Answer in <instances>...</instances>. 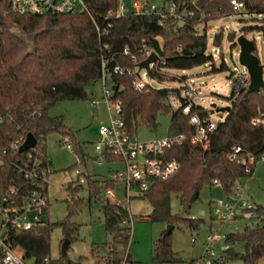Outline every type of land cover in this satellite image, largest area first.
Here are the masks:
<instances>
[{
    "label": "trees",
    "instance_id": "trees-1",
    "mask_svg": "<svg viewBox=\"0 0 264 264\" xmlns=\"http://www.w3.org/2000/svg\"><path fill=\"white\" fill-rule=\"evenodd\" d=\"M165 1L175 3L184 12V20L178 26L174 23L161 25L155 14L130 12L123 16H107L106 12L115 8L117 0H86L94 19L86 11L14 13L9 0H0V115L3 119L0 121V146L33 132L38 140L36 150L43 153L46 165L50 164L47 137L51 133H60L67 137L68 142H72V148L77 147L81 159H87L82 145L76 142L75 133L65 125L63 115H51L49 108L62 99L86 98L87 85L101 80L103 59H111L109 68L115 62L134 65L131 55L124 53L126 46L134 52L144 41L150 42L153 37L161 40L163 59L166 60L161 62L160 71L155 72L158 80H175L171 75L173 71L203 64H212L213 70L226 68L224 58L221 67L215 65L213 51L208 47L207 27L209 20L236 11L231 0ZM244 1L249 12L264 14V0ZM190 11L193 13L190 14ZM96 22L104 31H98ZM200 22L204 23L203 31L197 27ZM258 27L264 36V23ZM229 35L232 36L233 32ZM222 37L220 31L212 40L213 47L218 46L219 51ZM255 53L258 54L257 47ZM109 77L114 82L111 99L121 101L120 116L129 133L136 134L140 124L156 127L158 115L170 113L168 133L185 134L182 143L173 145L167 151V157L176 158L180 168L167 178H154L150 186L138 194L152 205L148 218L173 224L186 222L191 229H198L203 219L174 213L172 195L177 194L187 210L194 192L206 185L216 184V179L226 195H232L237 181L251 176L256 163L264 156V123H253L260 110L264 111V89L249 91L244 88L239 93L232 91L231 96L220 94L223 98L231 99L228 101L231 108L211 132L209 147L204 148L192 141L196 128L190 121V115L184 114L181 107L173 108L168 102L170 89L149 87L136 90L132 75L111 72ZM174 90L181 94L179 87ZM210 110L204 105L195 104L192 113L197 112L204 117L210 116ZM235 144L243 147L241 155L247 150L255 153L256 160L250 164L251 170H247L245 163L229 157ZM15 153L0 167L2 191L13 178H18L11 159L20 157L23 163L28 150H16ZM100 157L111 162L121 160L108 146L95 158L98 160ZM84 175L88 192L86 199L89 202L93 199L102 200L104 224L110 235L104 247L120 256L128 249L132 239L133 216L130 208L117 204L105 193L103 195L102 185L106 189L113 188L117 181L99 178L88 172ZM48 184V181L41 179V186L47 192ZM20 185L21 193L25 194L28 188L22 177ZM67 188L76 193L83 188V182L78 176L67 183ZM83 201L84 197L69 200L67 215L56 222L48 221L46 225L30 229H19L9 224L7 241L21 248L31 264H79L68 257L67 252H61V258L52 257L50 237L55 226L62 229V242L65 237L71 241L78 237L80 223L72 217L76 205ZM256 208L260 214L256 222L246 224L240 231L227 233V239L238 244L225 251L226 259L240 258L241 264H258V260L264 256V206L257 205ZM238 246L241 248L238 249ZM176 255L172 231L163 230L154 241L153 261L157 264H172ZM126 259L129 264H135L129 251ZM118 263L116 258L111 261V264Z\"/></svg>",
    "mask_w": 264,
    "mask_h": 264
},
{
    "label": "rangeland",
    "instance_id": "rangeland-1",
    "mask_svg": "<svg viewBox=\"0 0 264 264\" xmlns=\"http://www.w3.org/2000/svg\"><path fill=\"white\" fill-rule=\"evenodd\" d=\"M151 1L161 4L165 0ZM125 2L129 5L130 0H125ZM263 19V13L249 12L247 9L241 8L222 17L209 20L207 27L208 47L213 51L215 65L221 67L222 58H224L226 68L213 70L212 64H203L191 69L173 71L171 75L175 77V80H158L156 77L147 75L148 82L155 88H168L171 90L183 86L187 79L191 87L199 92L195 97L197 104L204 105L209 109L212 108L213 102L217 103L218 106L229 104V100L221 97L220 94L230 95L233 90L232 81L236 79L240 71H248L247 67L240 62L241 45L237 41L239 35L246 34L248 38L255 39L257 55L261 63L264 64V36L262 30L258 27L263 25ZM197 27L199 31H203L204 23L200 22ZM220 31H222L223 37L219 51L218 46L213 48L212 40L214 35ZM231 32H233L232 36L229 35ZM108 85L110 87L111 82ZM86 89L88 92L86 98L59 100L50 106L49 113L51 115H63L65 125L75 133L76 142L80 146L82 145L87 159L79 157L77 147L69 148L64 142L62 144L60 140L63 136L60 133H51L47 137V153L51 163V173L48 184V215L45 210V218L51 222H56L67 215L69 200L79 197L85 198V201L76 205L72 217L73 220L80 223L78 237L71 241L67 249V256L76 261H78L80 255L84 256L82 263L78 261L79 264H93L92 247L104 246V242L110 239V235L104 224V216L101 210L102 200L93 199L89 202L86 199L88 195L86 182H83V188L76 193L67 188V183L78 178L77 168L84 173L90 169L94 172L111 174L110 166L112 164L120 165V163L107 160L105 162L103 160L104 163L99 165L95 158L97 152L95 142L100 139L99 126L102 123L109 122L111 110L109 104H111L114 112L115 102L111 101L108 104L106 101L102 80L87 85ZM172 107L177 108L174 105ZM225 113V111H215L210 112V116L212 119L220 121L224 118ZM170 118V113H160L156 127L140 124L136 131L137 138L141 141H149L164 137L168 134ZM118 184L120 187L124 186L122 181H119ZM238 185L241 187L239 190H237ZM137 189L133 187L131 192L135 193L138 191ZM102 192L103 195L106 193L105 185H102ZM237 194L251 200L256 205L264 206V158L258 160L251 176L237 181L233 195H226L219 184L206 185L199 191L198 196L190 201L187 210L181 204L179 196L175 193L172 195L171 205L174 213L203 219L198 229H191L186 222L174 224L172 238L173 248L177 255L172 264H191L193 259L201 254L202 242L211 231L222 230L221 232L225 234L231 231H240L246 224L256 222V218L243 217L239 211L240 206H237L233 211V221L224 226L213 219V217L219 215L215 211L219 199H229L232 203H235L238 198ZM116 195L120 196L118 193ZM129 208L132 215H135L132 221V239L128 249L122 255L124 257L128 253L126 251H129L135 264H157L152 258L154 241L163 230L167 229L169 223L147 220L137 216L147 215L152 210V205L145 198L133 196ZM63 237L61 227L55 226L50 237L51 255L54 258H61ZM193 239H197L196 242H193ZM237 248L240 249L241 246ZM241 263L240 258H228L219 264ZM258 264H264V256L258 260Z\"/></svg>",
    "mask_w": 264,
    "mask_h": 264
},
{
    "label": "built area",
    "instance_id": "built-area-1",
    "mask_svg": "<svg viewBox=\"0 0 264 264\" xmlns=\"http://www.w3.org/2000/svg\"><path fill=\"white\" fill-rule=\"evenodd\" d=\"M11 9L14 13H67V12H84L86 11L94 19L93 12L86 0H9ZM234 8L239 10L246 9L247 4L244 0H231ZM130 12L141 14H155L158 16V22L161 25L174 23L178 26L184 20V12L180 11L175 3L164 1L161 4L151 0H130L129 5L125 0H117L115 8H110L106 12L107 16H123ZM190 14L193 11L189 12ZM98 31L104 29L96 22ZM214 48V47H213ZM154 50L152 41H144L140 47L134 52L129 46L124 48V53L131 55L134 65H123L115 62L111 68L108 63L111 59L105 58L102 61V77L104 87V97L108 104L113 101L114 82L110 80V73L129 74L133 77V86L136 90L153 87L147 80L149 72L147 68L139 67V62L144 60ZM163 55L157 61L151 62L150 66L155 72L160 71L161 62H165ZM111 82L109 87L108 83ZM250 83V74L248 71H240L235 80L232 81L233 92L239 93L242 89L248 88ZM154 88V87H153ZM181 94L171 89L167 94V100L171 105L177 108L181 107L182 112L190 115V121L195 126V133L192 135V141L200 144L204 148L210 145V134L218 124V121L211 116H200L199 113H192V109L196 103L195 91L188 80L180 87ZM232 92L230 93V96ZM184 98V100H182ZM231 100V99H229ZM115 111L110 106V120L99 126L100 139L95 142V148L98 154L103 153L105 146L110 147L114 155L121 158L124 167L113 171L111 179L122 181L125 187V200L119 198L113 188H107L105 195L117 204H122L129 209L130 192L133 187L138 188V192L147 189L154 178H167L180 168V162L176 158L167 157V151L173 145L182 143L185 139L184 133L170 134L164 137L152 139L149 141H141L136 134H131L127 130L125 121L120 116L121 101L115 100ZM211 112V110H210ZM3 120L0 115V121ZM253 123H264V111L260 110L259 114L254 117ZM27 135L20 139L11 141L8 145L0 146V167L8 160L16 150H20L21 145L25 141ZM60 142L72 148V142L67 141V137H63ZM38 144V141H37ZM37 144L33 147L26 148L28 150L27 157L21 162L20 157L16 160L11 159V163L15 165L18 178L10 182L5 190H0V245L2 254L0 256V264H31L25 257L24 251L16 246L11 245L6 239V231L9 224L19 229H30L33 227L43 226L49 220L45 218V210L48 215L49 196L48 192L41 186V179L49 182L50 164H44L43 153L36 150ZM240 144L232 146L229 157L232 160H239L247 165V170H251L250 164L256 160L255 153L245 151ZM101 158V157H100ZM264 158V156H262ZM104 159V158H103ZM77 175L81 182H85V173L77 168ZM48 173V175H47ZM26 181L27 192L21 193L20 178ZM216 184H220L219 180H215ZM241 189L238 185L237 190ZM233 195V194H232ZM238 198L235 203L229 199H219L218 206L215 211L219 213L213 219L221 226L228 224L232 220L233 211L240 206V212L245 218H256L260 216L257 205L249 199L237 194ZM133 223V222H132ZM222 230L211 231L203 241L201 254L194 258L191 264H216L226 260L225 251L238 244L237 241L227 239V233ZM128 252V251H126ZM127 253L119 261L118 264H129L127 261Z\"/></svg>",
    "mask_w": 264,
    "mask_h": 264
},
{
    "label": "water",
    "instance_id": "water-1",
    "mask_svg": "<svg viewBox=\"0 0 264 264\" xmlns=\"http://www.w3.org/2000/svg\"><path fill=\"white\" fill-rule=\"evenodd\" d=\"M0 22L2 19L0 17ZM154 50L141 62H139V67L147 68L149 75L154 77L153 69L150 66L151 62L157 61L160 56L164 54L163 47L160 43V40L157 37L151 38ZM238 43L241 45L240 50V62L244 64L248 72L250 74V83L248 86L249 91H260L264 89V64L261 63L259 56L255 53L256 44L255 40L252 38H248L246 34H241L238 36L237 39ZM231 108L230 104H225L218 106L217 103H212L211 112L215 111H225L228 112ZM37 138L33 134V132H29L23 144L21 145L20 149H26L33 147L37 144ZM199 194V191H195L192 195L190 201L195 199ZM173 223H169L166 229V232H171L174 228ZM71 244V239L69 237H65L62 242V252L65 254L67 252L68 247Z\"/></svg>",
    "mask_w": 264,
    "mask_h": 264
},
{
    "label": "crops",
    "instance_id": "crops-1",
    "mask_svg": "<svg viewBox=\"0 0 264 264\" xmlns=\"http://www.w3.org/2000/svg\"><path fill=\"white\" fill-rule=\"evenodd\" d=\"M98 155V152H96V156ZM103 160H104V162H105V159H103V157H101L100 159H96V161H97V163L99 164V165H101L102 163H104L103 162ZM112 162H117V163H120V165H114V164H112L111 166H110V171H111V174H104L103 172H94V171H92V170H90L88 167H87V169H89V171L87 170L86 172H88V173H91V174H96L99 178H102V177H104V178H109V179H111V176H112V173H113V171H115V170H117V169H120V168H122V167H124V162L123 161H121V160H118V161H112ZM50 167H51V163H50ZM51 173V172H50ZM50 173H49V176H50ZM99 173H103V174H99ZM119 183V181L116 183V185H115V187H113V189H114V191H115V193L117 194L118 193V195H120V196H118L119 198H121V199H123L124 201H126L125 200V197H126V195H125V187L122 185V187H120V185L118 184ZM116 190H117V192H116ZM132 191V190H131ZM137 192V193H136ZM135 193H132V192H130V198H129V203H130V200H131V198L133 197V196H138L137 194H139V192L138 191H136ZM139 197V196H138ZM140 198V197H139ZM133 216V218H134V216L135 215H132ZM137 216H140L141 218H143V219H147V220H149V218H148V214L147 215H137ZM231 221H233V220H231ZM212 223H213V221H212ZM196 240L197 239H193V242H196ZM202 244H203V242H202ZM94 251H97V252H95L96 253V255H92V257H94V259H93V264H111V261H113V258H116L118 261H120L122 258H123V255H121V256H119V255H116V254H114V253H112V252H109L106 248H104V246H102V245H100V246H93L92 247V253L94 252ZM83 258H84V256H82V255H80L79 257H78V261L80 262V263H82V261H83Z\"/></svg>",
    "mask_w": 264,
    "mask_h": 264
}]
</instances>
